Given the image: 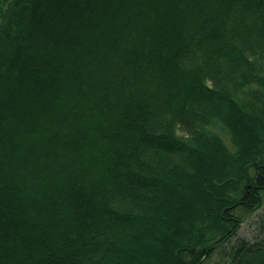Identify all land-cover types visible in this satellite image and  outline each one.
I'll return each mask as SVG.
<instances>
[{
	"label": "trees",
	"instance_id": "1",
	"mask_svg": "<svg viewBox=\"0 0 264 264\" xmlns=\"http://www.w3.org/2000/svg\"><path fill=\"white\" fill-rule=\"evenodd\" d=\"M263 200L264 0H0V264H264Z\"/></svg>",
	"mask_w": 264,
	"mask_h": 264
},
{
	"label": "rangeland",
	"instance_id": "2",
	"mask_svg": "<svg viewBox=\"0 0 264 264\" xmlns=\"http://www.w3.org/2000/svg\"><path fill=\"white\" fill-rule=\"evenodd\" d=\"M223 140L225 137L221 134ZM226 142V141H225ZM264 230V200L262 207L254 214L245 218L242 227L238 231V238L247 242H253L263 237Z\"/></svg>",
	"mask_w": 264,
	"mask_h": 264
}]
</instances>
